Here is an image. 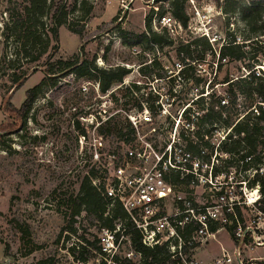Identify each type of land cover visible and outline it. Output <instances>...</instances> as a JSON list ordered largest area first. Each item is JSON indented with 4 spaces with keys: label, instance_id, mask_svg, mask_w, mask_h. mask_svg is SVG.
Wrapping results in <instances>:
<instances>
[{
    "label": "rangeland",
    "instance_id": "374dc122",
    "mask_svg": "<svg viewBox=\"0 0 264 264\" xmlns=\"http://www.w3.org/2000/svg\"><path fill=\"white\" fill-rule=\"evenodd\" d=\"M73 2L55 0L64 11ZM177 3L188 16L186 27L172 16L170 0H78L77 10L68 12L66 21L80 34L64 24L58 28L55 42L47 27L41 32V25L37 23L40 40L35 46L23 49L22 41L15 37L18 33H13V28H5L6 24H11V13L13 18L22 14V0H0V137L4 139L0 141V264H35L50 256L54 264H78L69 247H74L78 253L84 238L92 241L94 234L97 237L100 234L101 224L94 217H84L83 211L72 215L78 203L80 182L90 174V168L94 171L91 180L101 182L107 155L113 151L122 153L131 140L102 133L104 147L95 159L88 146L81 147L79 142L81 131L76 127V120L90 137L89 121H84L83 116L113 115L112 122L125 123L127 113L148 108L155 131L143 125L140 133L157 148L175 133L182 145L183 135L199 144L207 141L208 145L202 146L209 152L211 146L214 151L227 135L226 126L218 124L211 130L204 119L211 100L208 80L212 79L215 91L223 95L226 85L220 81L226 76L240 75L242 63L229 61L217 69L218 54H215L206 56L205 62H192L196 68L193 70L184 68L177 54L181 44L195 36L204 35L215 46L222 44L227 17L214 0H177ZM89 6L90 11L86 13L84 9ZM50 15L42 17L48 27L53 24ZM229 21V30L241 36L244 24L238 15H231ZM146 24L151 30L167 33L168 43L129 46L121 42L119 27L141 33L149 29ZM5 30L11 33L6 34ZM44 47L47 51L40 53ZM36 55L38 60H29ZM72 57L93 59L100 67L122 65L128 72L122 82H115L101 92L92 79L71 71H57L52 77L55 84L48 80L41 87L24 121L17 126L19 119L6 109L22 105L25 91L46 76L49 62ZM181 69L185 70V76L180 79ZM196 75L202 78L198 83L191 77ZM15 78L17 83H14ZM200 95L202 99L198 98ZM251 101L250 96L241 97L238 109L231 107L224 111L225 116L234 120ZM184 108L189 112L181 115ZM13 129L15 131H10ZM96 130L99 131V127ZM216 157L221 170L214 180L220 184L216 189L205 183L182 184L175 195L184 200V204L189 200L203 206L219 203L216 190L221 189L227 195L232 212H240L245 229H237L239 239L234 241L227 228L221 226L186 252L199 264H264V212L254 203L260 196L259 187L248 186L255 169H244L241 161L231 168L227 155ZM259 172L264 175V167ZM174 203L168 199L167 213L173 211ZM223 208L221 203L220 220ZM111 214H102V220H107ZM131 249L129 236H126L114 255L117 262L127 258ZM225 252L229 253L231 262L217 263ZM97 258L83 264H100L102 259ZM132 258L135 260L136 256ZM108 261L107 258L105 264Z\"/></svg>",
    "mask_w": 264,
    "mask_h": 264
},
{
    "label": "trees",
    "instance_id": "16d2710c",
    "mask_svg": "<svg viewBox=\"0 0 264 264\" xmlns=\"http://www.w3.org/2000/svg\"><path fill=\"white\" fill-rule=\"evenodd\" d=\"M78 0H74L68 10H62L59 4H55V0H22V14L13 18L11 13V24H6V30L13 28V33L16 39L22 41V47L35 46L40 40V33L38 27L41 25V32L44 27L50 32L53 41L58 39V28L64 24H67L66 16L68 12H74L77 10ZM215 4L220 9L221 13L225 15L226 20L224 22V29L226 31V37L223 39V43L215 46V43L211 42L206 36H195L192 40L186 44H181L177 50L179 60L182 62L184 68L196 69L195 63L205 62L206 56H214L218 54L217 69L229 61H237L242 63L243 72L235 77L226 76L221 83H225L226 90L224 95L218 94L215 88L212 86V79L208 80V86L211 85V91L209 92L210 104L206 108V114H204L205 121L211 125V130L218 124L226 126L229 131L227 135L220 140L216 151L218 154H225L228 160H231L229 167L234 168L238 166L237 162L241 161V165L244 169H255L252 179L248 180L249 188L253 185H258L260 196L254 202L258 206L260 211L264 212V175L259 172V169L264 167V0H214ZM171 2V14L175 20H177L183 27L187 26L188 16L184 12L183 8L177 3V0H170ZM85 12L90 11V6L86 7ZM51 14V15H50ZM233 14L238 15L239 20L244 24L241 36H237L234 32H231L228 28L230 23L229 17ZM50 15V19L53 20V24L48 27L46 22L42 20V17ZM35 26L32 29V26ZM149 28V24H146ZM69 30L76 34H80L79 30H73L70 24H67ZM5 30L6 34L8 32ZM119 33L121 42L124 45H143V44H166L168 43V35L164 32H157L150 28L141 33H135L125 30L119 27ZM251 46V47H250ZM250 47V48H248ZM53 48H56L54 45ZM47 47H44L40 53H45ZM27 54V52H26ZM39 56H32L29 60L36 61ZM225 59V62L222 60ZM192 62H195L192 64ZM71 71L76 75L92 79L98 83L99 90L105 92L113 83L122 82L123 77L127 74L128 69L122 65L100 67L93 59L87 57H72L69 59L59 58L56 61L49 62L45 68L46 76L35 86L28 88L25 91V99L19 108L9 107L6 111L15 115L20 123L19 126L28 113L32 102L41 87L45 85L48 80H51V84H55V78L53 74L57 71ZM185 70L181 69L179 78L185 76ZM196 83L201 81L199 75L191 76ZM14 83H17V79H13ZM206 81V80H205ZM213 87V88H212ZM202 93V91L200 92ZM252 97L251 104L245 108L241 114H238L234 120L230 116H225L224 111H228L231 107L240 106L239 100L241 97ZM202 95L198 98L202 99ZM221 101H224L223 103ZM197 103V101H192ZM13 112V113H12ZM153 112V110H152ZM189 111L185 108L182 115H186ZM113 116L107 119L99 126V131L105 135L114 134L119 139L128 141L132 138L134 129L131 124L126 120L122 122H112ZM263 123V124H262ZM76 127L80 129L82 134H86V131L80 126L79 121L76 120ZM189 128V126H188ZM15 129V128H14ZM10 131H15V130ZM196 133H198L196 131ZM184 144L188 150L193 154H200V148L208 145L205 141L199 144L187 136H182ZM0 141L4 142V139L0 137ZM205 145V146H202ZM260 148V149H259ZM206 155H201L204 160H210L213 154V146ZM217 154V155H218ZM216 155V156H217ZM234 161V162H233ZM219 166H213V174H219ZM91 175H94V171L90 168V174H86L80 182L78 192V203L73 210L72 215H79L81 211L85 213L84 217H94L100 224L106 227L112 226V218L102 220V207L105 202L102 194L92 184ZM247 181L246 179H243ZM167 181L171 184H175L178 187L182 184H189L187 176L181 177L179 172H172ZM247 183V182H246ZM238 185H241L239 183ZM220 192H216V195ZM180 206L182 202L179 201ZM192 206H196L195 203L190 202ZM116 212L113 217L117 216ZM226 222L220 224L218 221H211L209 223V231L215 232L219 227L225 226L229 231L234 241H238L236 236L237 226L240 225L245 229L243 219L240 212H232V210H224ZM196 225H188L183 231V237L186 238L190 235L191 231ZM74 231V228H71ZM131 247L134 251L140 253V260L138 263L132 262L128 258H123L119 262L122 264H174L171 258L170 251L166 243L155 244L153 246L145 245L141 240V234L137 229H132L128 232ZM93 240L90 241L84 238V243L80 244L78 253H75L74 247H69L73 255L78 261L86 262L91 258L96 259L101 257L100 264H105L103 261L99 240L96 234L93 235ZM196 245V244H195ZM115 261H117V257ZM263 262V261H261ZM253 262H245L244 264H252ZM35 264H54L52 256L38 260Z\"/></svg>",
    "mask_w": 264,
    "mask_h": 264
},
{
    "label": "built area",
    "instance_id": "2783aa9c",
    "mask_svg": "<svg viewBox=\"0 0 264 264\" xmlns=\"http://www.w3.org/2000/svg\"><path fill=\"white\" fill-rule=\"evenodd\" d=\"M225 61V59L222 60V62ZM112 116L91 114L82 117L84 121L85 119L89 121L90 137L81 133L79 142L81 147L84 144L88 146L95 159H98L99 150L104 147V135L96 129ZM126 117L134 129L131 142L125 145L122 153L113 151L107 155L108 160L103 168L101 182L97 184L95 180H92V184L105 200L102 214L112 213L109 215L113 221L112 226L101 227L97 237L102 258L104 261L108 258V264H122L113 259L114 255L120 242L128 236V232L137 229L145 245L166 243L174 264H199L186 250L196 247L205 236L213 235L214 232L208 229L211 221H218L220 224L226 222L224 210H231V204L221 189L216 190L220 192L216 195L219 203L192 206L187 200L184 204V200L175 195L178 186L169 183L167 177L172 172H179L181 177H188L190 185L205 183L216 189V186L220 184L214 180L220 173L214 175L212 168L218 165L216 157L218 152L215 149L210 160H204L201 155L208 153L206 148H200V154H193L185 144L183 146L179 142L180 138L175 137V133L170 140L164 142L162 147L157 148L140 133L143 125H148L155 131L148 108H143L136 113H127ZM169 198L175 202L171 213L165 211ZM179 201L182 202V206ZM221 203L224 204L221 219L223 221L219 217ZM116 212L118 214L114 218L113 215ZM188 225H196V227L188 237L184 238L182 234ZM239 227L244 230L240 225L237 229ZM237 229L236 236L239 239ZM133 256H136L135 260H132ZM126 257L138 263L141 256L139 252L131 249ZM221 261L231 262L229 253L225 252L221 258L217 259V263ZM238 262L240 263V260ZM78 264L83 262L78 261Z\"/></svg>",
    "mask_w": 264,
    "mask_h": 264
}]
</instances>
